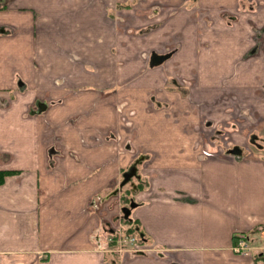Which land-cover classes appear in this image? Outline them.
Instances as JSON below:
<instances>
[{
    "label": "crops",
    "instance_id": "crops-1",
    "mask_svg": "<svg viewBox=\"0 0 264 264\" xmlns=\"http://www.w3.org/2000/svg\"><path fill=\"white\" fill-rule=\"evenodd\" d=\"M263 28L264 0H0L1 264H257L232 245L264 249V154L203 150L229 88L264 123ZM131 166L143 252L120 254Z\"/></svg>",
    "mask_w": 264,
    "mask_h": 264
},
{
    "label": "rangeland",
    "instance_id": "rangeland-1",
    "mask_svg": "<svg viewBox=\"0 0 264 264\" xmlns=\"http://www.w3.org/2000/svg\"><path fill=\"white\" fill-rule=\"evenodd\" d=\"M128 21L130 22L131 20L128 19ZM129 22L127 23V26H130ZM132 25H135V26H132ZM138 26H139V24H137V23L131 24L133 33L139 34L140 31L147 30L145 28H138ZM262 30L264 32V28ZM139 48H140V50H142V47H139ZM144 50H146V49H144ZM261 54H263V53H261ZM149 57L150 56H148V60H149ZM138 59H139V62H141L143 60L141 58V56L138 57ZM145 64L147 65L148 61L145 62ZM168 64L170 65V63H168ZM205 75H206V73L203 70L200 71V73L198 75L195 74L196 82H194V83H205V81H206L205 80V77H206ZM165 76H166V74L162 70V78H164ZM150 80H152V77L148 78V81L146 83H151ZM172 81H174V80H172ZM172 81H170V86H172L171 83H174ZM188 84L190 85V83H188ZM199 86H201V84H196V87H199ZM258 88H259V90L264 91V83H262V84L259 83ZM185 89H186V91L187 90L194 91L191 86H189L188 88H185ZM232 91L234 93V94L232 93L233 94L232 97H231L232 94H230L228 97L226 95V96H223L221 98L222 101H227L225 106L228 108V110L225 109V107L223 106V104L221 102L220 104H221V107L224 109L225 120L222 123H221V121L220 122L218 121L219 125H217L215 128H213L214 131L211 132L212 136L215 135L216 138L220 142L224 143V145H225L228 140L224 136H218L217 135L218 130L215 132L216 129H219V130L224 129V130L227 131L226 135H228V139H230L233 144H235L237 146H240V147L244 146L243 147L244 149H251V153H253V155L255 153L264 154V123L259 122L260 119H258L261 111L259 112V114L257 113L258 112L257 109L252 111V113L254 115H256V114L258 115V117L256 118L257 121L248 119V117H250V115L247 116L248 113H247V115L245 113H242L243 112V110H242L243 109V106H242L243 102H240V98L243 96L244 92L239 93L237 91V88H234V89L229 88L228 89L229 93H231ZM196 94L199 95V93H197V92H196ZM187 95H189V94H187ZM229 100H230V102H228ZM251 100H249V101H251ZM245 105H246V103H245ZM209 108H210V106L207 105L206 106V110L203 111L207 115H208ZM254 109H255V107H254ZM209 116H211L210 112H209L208 117ZM239 119H241V121ZM258 124L260 126H263V127H257ZM202 127H203L202 132H204V130L206 128H204L203 125H202ZM252 135H256V137H257L256 138V143H253L251 141V138H252L251 136ZM236 140L238 141L237 143H239L241 145L236 144L234 142ZM257 143H260L261 146H258ZM203 151L205 152L206 149H204ZM246 152L244 151L243 154L247 155L248 153H246ZM126 191H127L126 188H124V189L121 188V190L117 193V201H119L121 204L129 205V203H127L128 199L125 196L122 195V193L126 194ZM121 213H123V212H121ZM118 215H119V213L117 215H114L113 217H111V222H108V223L106 222V224H105L106 228H110L111 229L112 225L116 226V224L118 223L119 219L121 220V217H118ZM122 217H124V214L122 215ZM106 241H108V239H106ZM110 245L112 246V250L117 252V249L114 247V245H112V244H110Z\"/></svg>",
    "mask_w": 264,
    "mask_h": 264
},
{
    "label": "flooded vegetation",
    "instance_id": "flooded-vegetation-1",
    "mask_svg": "<svg viewBox=\"0 0 264 264\" xmlns=\"http://www.w3.org/2000/svg\"><path fill=\"white\" fill-rule=\"evenodd\" d=\"M230 143H231V144H230L229 146L226 147V149H227L228 152H234V151H239V150H241V157H244V156H247V155H250V156L253 155V153H251V149H244V148H243L244 146L239 147V146L233 144L232 141H231ZM234 145H235V146H234ZM257 145H258V146H261L260 143H257ZM244 151H245V152L247 151L246 153H248V154H247V155H244V154H243ZM133 178H134V177H133ZM133 178L128 182L129 184L131 183V181L133 180ZM122 179H123V178H122ZM120 182H121V181H120ZM119 186H120V185H119ZM118 189H119V187H118ZM119 191H120V190H119ZM125 195H126V194H124V196H125ZM125 197L128 199V202H127V203H129V205H124V206H129V207H130V214H129L128 216H125V215H124V217H122V227H121V229H119V230H116V229H114V228H111V229H110V228H106V226L104 225V232H105V233L109 232V233L114 234V236H115L114 241H115V242H118V238H119V236H120L121 234H126V235L130 234V235L134 236L135 238H139V239L143 240V239H144V235H143V233L138 229V227H136L135 220L132 219V217H131L132 209H133V208L135 207V205H136L135 200L132 201L134 198L127 197V196H125ZM132 203H134L135 205L132 206V205H131ZM139 251L143 252V250H139ZM133 254H134V253H133Z\"/></svg>",
    "mask_w": 264,
    "mask_h": 264
},
{
    "label": "built area",
    "instance_id": "built-area-1",
    "mask_svg": "<svg viewBox=\"0 0 264 264\" xmlns=\"http://www.w3.org/2000/svg\"><path fill=\"white\" fill-rule=\"evenodd\" d=\"M115 229L119 230L120 224L116 225ZM135 240H136V238L132 235L131 236L130 235H124V236L119 237V239H118V243L120 245L119 249H123V248H125V246L127 248L133 246ZM235 250L237 252L243 253V254H249L250 253V247H249L248 242H247V240L243 234L238 236Z\"/></svg>",
    "mask_w": 264,
    "mask_h": 264
},
{
    "label": "water",
    "instance_id": "water-1",
    "mask_svg": "<svg viewBox=\"0 0 264 264\" xmlns=\"http://www.w3.org/2000/svg\"><path fill=\"white\" fill-rule=\"evenodd\" d=\"M166 57H167L166 55H155L153 56L152 63L153 64L161 63L163 60H165ZM37 106H38V112H39L45 109L46 104L43 102H38ZM32 112H35V111H32ZM256 138H257L256 135H253L251 138V141L253 143H256ZM135 174H136V166H131L129 171L123 174L124 179L122 180L120 186H123L124 184H126ZM131 205L134 206L135 204L132 203ZM123 212L125 216H128L130 214V207H124Z\"/></svg>",
    "mask_w": 264,
    "mask_h": 264
},
{
    "label": "trees",
    "instance_id": "trees-1",
    "mask_svg": "<svg viewBox=\"0 0 264 264\" xmlns=\"http://www.w3.org/2000/svg\"><path fill=\"white\" fill-rule=\"evenodd\" d=\"M10 171H0V183L3 181L4 177L8 174H11ZM257 264H264V253H261L256 257Z\"/></svg>",
    "mask_w": 264,
    "mask_h": 264
}]
</instances>
